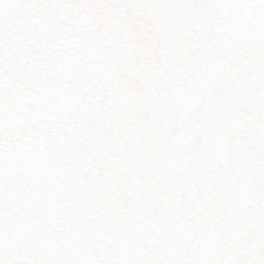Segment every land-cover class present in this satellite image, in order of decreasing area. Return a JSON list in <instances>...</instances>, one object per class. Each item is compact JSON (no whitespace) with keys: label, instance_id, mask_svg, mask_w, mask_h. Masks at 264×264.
<instances>
[{"label":"snow or ice","instance_id":"obj_1","mask_svg":"<svg viewBox=\"0 0 264 264\" xmlns=\"http://www.w3.org/2000/svg\"><path fill=\"white\" fill-rule=\"evenodd\" d=\"M0 264H264V0H0Z\"/></svg>","mask_w":264,"mask_h":264}]
</instances>
